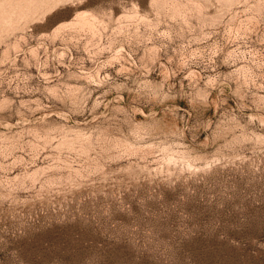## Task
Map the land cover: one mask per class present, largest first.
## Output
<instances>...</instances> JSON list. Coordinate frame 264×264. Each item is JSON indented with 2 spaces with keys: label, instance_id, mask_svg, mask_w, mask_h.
I'll return each mask as SVG.
<instances>
[{
  "label": "rangeland",
  "instance_id": "obj_1",
  "mask_svg": "<svg viewBox=\"0 0 264 264\" xmlns=\"http://www.w3.org/2000/svg\"><path fill=\"white\" fill-rule=\"evenodd\" d=\"M0 264H264V0H0Z\"/></svg>",
  "mask_w": 264,
  "mask_h": 264
},
{
  "label": "snow or ice",
  "instance_id": "obj_2",
  "mask_svg": "<svg viewBox=\"0 0 264 264\" xmlns=\"http://www.w3.org/2000/svg\"><path fill=\"white\" fill-rule=\"evenodd\" d=\"M83 7H86L87 5H82Z\"/></svg>",
  "mask_w": 264,
  "mask_h": 264
}]
</instances>
